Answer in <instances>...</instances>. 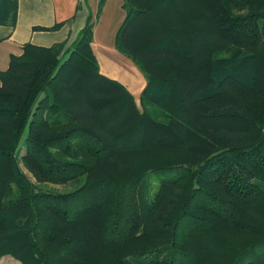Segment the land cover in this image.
Returning <instances> with one entry per match:
<instances>
[{
	"label": "trees",
	"instance_id": "trees-1",
	"mask_svg": "<svg viewBox=\"0 0 264 264\" xmlns=\"http://www.w3.org/2000/svg\"><path fill=\"white\" fill-rule=\"evenodd\" d=\"M105 1L70 45L26 43L0 70V257L264 264V221L246 208L264 207V121L208 100L228 81L264 88V0H124L115 45L145 75L143 107L93 51ZM18 9L0 0V25L14 27ZM146 151L205 158L133 164ZM22 162L42 181L79 184L43 188ZM149 170L164 176L142 183Z\"/></svg>",
	"mask_w": 264,
	"mask_h": 264
},
{
	"label": "crops",
	"instance_id": "crops-1",
	"mask_svg": "<svg viewBox=\"0 0 264 264\" xmlns=\"http://www.w3.org/2000/svg\"><path fill=\"white\" fill-rule=\"evenodd\" d=\"M99 1L100 0H19L18 16L15 26L0 25V70H6L8 68L10 56L12 54L20 55L26 43L46 47L58 43H66L67 46L70 45L78 38L89 15L94 16L96 12H98ZM118 1H120L121 9L124 12H122L120 17V23H122L126 11L123 7L124 0ZM108 2L109 0L105 1L102 12L103 9L106 8ZM94 6H96V10L93 9ZM100 19L101 13L95 22L92 47L99 61L101 72L121 81L132 94V88L139 90L141 96L147 83L141 69L137 66L141 73L137 72L138 74L134 75L133 71L135 68H133V71H130L128 68L126 69L124 66L120 65L121 59L126 58L125 54L119 52L116 48L115 41L114 49L122 53L124 57L115 50V55L112 54L110 56V54L106 53V57L100 50L99 44L104 42L105 39L110 40L111 36L115 38L119 28V25L116 23H109L107 28L100 27ZM127 63L130 66V63ZM103 65H106L107 70L102 68ZM124 65L126 66V64ZM122 74L129 77V82H131L132 86L124 82L125 80L120 77ZM135 99L137 101L138 98L135 97Z\"/></svg>",
	"mask_w": 264,
	"mask_h": 264
},
{
	"label": "rangeland",
	"instance_id": "rangeland-1",
	"mask_svg": "<svg viewBox=\"0 0 264 264\" xmlns=\"http://www.w3.org/2000/svg\"><path fill=\"white\" fill-rule=\"evenodd\" d=\"M121 8L122 7L120 5V1L109 0L106 8L103 9V12H101L100 27L107 28L109 23L110 24L116 23L117 25L120 26V24H121L120 23V17H121L122 12H123ZM93 9L96 10V6H94ZM189 17L193 19L195 16H189ZM114 41H115L114 36H111L110 40L105 39L104 42L99 44L100 50L102 51L103 55L105 56L106 53L110 54V56L112 54L115 55V53H114V50H115L118 54H121L124 57V55L122 53H119L120 51L118 52L116 49H114ZM106 57H107V55H106ZM125 58L126 59H121V61H120L121 66H124L126 69L128 68V70H130V71H133V68H135L133 71L134 75L138 74L137 72L141 73L139 68L133 62V60L131 58L127 57L126 55H125ZM127 62L130 63V66L128 65ZM124 64H126V66ZM102 68H104V70H107L106 65H103ZM120 77H122V79L125 80L124 82L128 83L129 86H132L131 82H129V77L125 76L124 74H122ZM256 84H258V83H256ZM132 89H133V94L135 95L136 98H138L137 103L139 104L140 107H143L141 96H140V91L135 90V88H132ZM221 90H222L221 94H217V93L212 94L211 95L212 97L208 100L218 101L219 103L220 102L224 103L225 101L232 100V101L237 102L243 106H246L250 110L252 117L258 123H261L264 121V88L263 87H260L259 85H251V83L246 84L245 86H242V83H239L236 81H233V82L228 81L225 83V85L222 86ZM148 105H150V104H148ZM192 136L196 140L208 138L211 141H214V137H212L211 135H206V134H202V133L201 134L193 133ZM141 156H139V158H141V159L135 160L133 164H135V165L142 164L143 166H145V165L147 166V165L152 164V162H173V161H178V162H181L182 164L183 163L187 164V163H198V162H201L202 160H204V158H205L203 156H198V155H197V157H193L192 155H189V154L188 155L187 154L186 155H175V154H164V155H162L160 153L149 152V151H146V153L142 154ZM83 159H86V157H83ZM150 159L153 161L148 162V160H150ZM141 160H143V161L141 162ZM119 161H121V158L120 159H114L112 161V163L119 162ZM21 165H22V168L24 169V171L26 172V174L31 178V180L35 184H37L43 188L52 189V190L57 189L60 191H72L79 184V183L60 184V183H52L49 181H42L41 179H39L34 174V172L31 170V168H29L24 162H22ZM158 176H160V177L164 176V171L163 170H159V171L157 170V172H156V171H150L149 170V172L145 173V175L143 176L142 183L145 182L147 179H150V178L153 179L154 177H158ZM246 208H247V212L249 213V215H251L254 219L259 220L261 222L264 221V207H262V208H259V207L251 208V206H249V207L246 206ZM61 225H63L62 226L63 231H66V233L68 235L74 234V235L81 237L83 234L82 229L78 230L75 227L68 225V224H64V223H61ZM91 241L92 242L94 241L92 239V235H91ZM96 250H98V248L96 246L94 249H92L91 247H88L87 249H83L82 253L78 252L76 254L69 255V258L81 260L82 258H84L86 256H93V255L95 256L94 251H96ZM94 260H95V257H92L93 262H94ZM0 264H23V263L17 257H15L13 254H3L0 257Z\"/></svg>",
	"mask_w": 264,
	"mask_h": 264
}]
</instances>
